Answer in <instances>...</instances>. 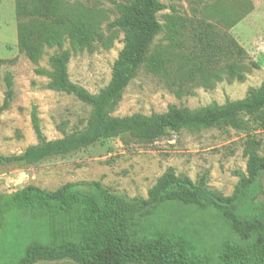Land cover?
<instances>
[{
  "label": "trees",
  "instance_id": "trees-1",
  "mask_svg": "<svg viewBox=\"0 0 264 264\" xmlns=\"http://www.w3.org/2000/svg\"><path fill=\"white\" fill-rule=\"evenodd\" d=\"M87 1L15 0L18 51L38 63L45 49H61L66 42L74 51L92 52L96 44L109 47L115 36L105 37L102 33L103 10L83 3ZM115 6L117 17L108 26L123 33V47L113 63L109 83L98 94L92 95L69 81V49L49 58V70H35L48 78L49 90L70 94L90 107L85 128L48 141L33 106L30 124L37 144L18 155L0 156V165L36 164L111 138L147 145L170 132L216 127L247 134L243 148L245 172H235L239 182L228 197L209 190L204 176L194 183L186 176L175 175L172 169L157 179L146 199L132 201L111 193L98 181L66 183L55 191L24 186L0 203V264H264V200L254 201L258 195L264 196V157L258 153L261 142L248 134L251 128L264 130V80L244 99L223 106L193 111L171 105L164 113L149 116L110 115L141 67L176 86L177 96L189 84L210 86L221 79L222 72L229 80H242L235 61L243 59L246 52L226 30L243 19L250 8L239 12L214 4L213 13L225 29L168 18L172 42L178 26L190 32L189 53L176 61L170 53L151 52L161 31L156 15L166 8L163 3L122 0ZM262 61L264 64V53ZM5 83L6 98L0 112L8 105L10 76ZM52 207L62 212L77 209L73 239L53 245L46 218L25 219L21 214L23 210ZM224 221L230 223L233 234L215 253L217 244L206 247L200 230L204 224L223 225Z\"/></svg>",
  "mask_w": 264,
  "mask_h": 264
},
{
  "label": "rangeland",
  "instance_id": "rangeland-1",
  "mask_svg": "<svg viewBox=\"0 0 264 264\" xmlns=\"http://www.w3.org/2000/svg\"><path fill=\"white\" fill-rule=\"evenodd\" d=\"M121 1L83 2L103 10L102 33L105 37L115 36L109 47L96 44L92 52L74 51L66 42L61 49H45L39 62L32 63L17 48L15 0H0V106L6 98L7 76H10L12 84L8 105L0 112V156L18 155L37 144L30 124L33 106L37 109L42 135L48 141L61 139L85 128L90 107L70 94L49 90L48 78L38 75L35 70H49V58L61 50L69 49V81L92 95L98 94L109 83L113 63L123 47V33L108 26L117 17L115 5ZM159 1L166 8L156 15L161 31L152 43L151 52L170 53L176 61L189 53L190 32L178 26L172 42L167 28L168 18L176 17L178 22L180 19L191 24L210 23L215 28L225 29L218 22L219 16L213 13L214 4L219 3L228 10L239 12L250 8L243 19L226 30L246 52L243 59L235 61L238 74L243 79L229 80L226 73L222 72L221 79L210 86L189 84L184 87L183 94L177 96L176 86L141 67L124 89L111 116H149L152 113H164L171 105L193 111L223 106L244 99L249 90L260 86L264 80V0ZM248 134L261 142L258 153L264 157V130L251 128ZM246 138L245 132L231 128L181 130L170 132L147 145L111 138L36 164H1L0 203L27 185L55 191L66 183L93 181L100 182L111 193L126 201L146 199L148 191L168 169H172L177 176L188 177L194 183L204 176L209 190L228 197L239 182L235 172H245L243 148ZM76 213L77 209L62 212L58 207H52L23 210L21 214L25 219L46 218L48 235L51 243L56 245L74 238ZM232 234L228 221H224L223 225L216 222L204 224L200 230L206 247L213 248L214 243L217 244L215 253ZM37 264L72 263L57 261Z\"/></svg>",
  "mask_w": 264,
  "mask_h": 264
},
{
  "label": "water",
  "instance_id": "water-1",
  "mask_svg": "<svg viewBox=\"0 0 264 264\" xmlns=\"http://www.w3.org/2000/svg\"><path fill=\"white\" fill-rule=\"evenodd\" d=\"M261 185L264 186V181L263 180L261 181ZM259 200L263 201L264 200V196L260 194L254 199L255 202H258Z\"/></svg>",
  "mask_w": 264,
  "mask_h": 264
}]
</instances>
